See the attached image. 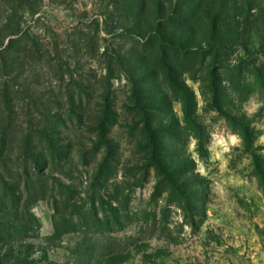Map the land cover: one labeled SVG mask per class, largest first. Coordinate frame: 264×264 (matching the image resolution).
I'll return each instance as SVG.
<instances>
[{
  "label": "rangeland",
  "instance_id": "rangeland-1",
  "mask_svg": "<svg viewBox=\"0 0 264 264\" xmlns=\"http://www.w3.org/2000/svg\"><path fill=\"white\" fill-rule=\"evenodd\" d=\"M0 264H264V0H0Z\"/></svg>",
  "mask_w": 264,
  "mask_h": 264
},
{
  "label": "trees",
  "instance_id": "trees-1",
  "mask_svg": "<svg viewBox=\"0 0 264 264\" xmlns=\"http://www.w3.org/2000/svg\"><path fill=\"white\" fill-rule=\"evenodd\" d=\"M0 45H1V42H0Z\"/></svg>",
  "mask_w": 264,
  "mask_h": 264
}]
</instances>
